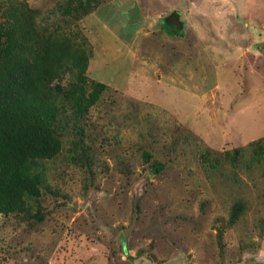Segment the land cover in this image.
<instances>
[{"label":"rangeland","instance_id":"1","mask_svg":"<svg viewBox=\"0 0 264 264\" xmlns=\"http://www.w3.org/2000/svg\"><path fill=\"white\" fill-rule=\"evenodd\" d=\"M82 1L0 0V21L24 3L84 43L107 86L35 216L0 215V264H264V172L231 161L264 146V0H93L74 17Z\"/></svg>","mask_w":264,"mask_h":264},{"label":"trees","instance_id":"2","mask_svg":"<svg viewBox=\"0 0 264 264\" xmlns=\"http://www.w3.org/2000/svg\"><path fill=\"white\" fill-rule=\"evenodd\" d=\"M94 3L79 4L74 17ZM176 15L165 18L170 35L179 30ZM82 44L57 28L37 27L24 3L0 21V215L35 216L32 209L49 190L46 165L62 152L65 132H80L78 122L107 88L87 79ZM233 158L245 172H264V146L238 149ZM162 167L151 164L156 173Z\"/></svg>","mask_w":264,"mask_h":264},{"label":"crops","instance_id":"3","mask_svg":"<svg viewBox=\"0 0 264 264\" xmlns=\"http://www.w3.org/2000/svg\"><path fill=\"white\" fill-rule=\"evenodd\" d=\"M177 26H178V29H180L182 25H181L180 22H178V23H177ZM182 28H183V27H182Z\"/></svg>","mask_w":264,"mask_h":264}]
</instances>
